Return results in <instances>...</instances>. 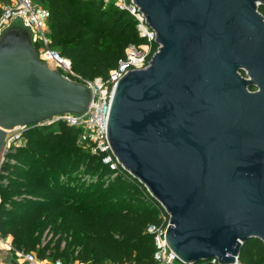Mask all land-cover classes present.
<instances>
[{
    "label": "water",
    "instance_id": "1",
    "mask_svg": "<svg viewBox=\"0 0 264 264\" xmlns=\"http://www.w3.org/2000/svg\"><path fill=\"white\" fill-rule=\"evenodd\" d=\"M155 32L147 67L115 84L105 134L120 168L168 215L183 264H232L264 245V0H132ZM88 88L0 37V168L8 133L88 106Z\"/></svg>",
    "mask_w": 264,
    "mask_h": 264
},
{
    "label": "trees",
    "instance_id": "2",
    "mask_svg": "<svg viewBox=\"0 0 264 264\" xmlns=\"http://www.w3.org/2000/svg\"><path fill=\"white\" fill-rule=\"evenodd\" d=\"M40 1L48 10L51 47L82 79H106L125 48L141 41L128 13L97 0ZM80 132L64 123L26 128L6 149L0 235L39 260L155 264L146 227L162 222L157 202L127 173L111 171L101 154L85 148ZM238 263L264 264L263 243L244 242Z\"/></svg>",
    "mask_w": 264,
    "mask_h": 264
},
{
    "label": "built area",
    "instance_id": "3",
    "mask_svg": "<svg viewBox=\"0 0 264 264\" xmlns=\"http://www.w3.org/2000/svg\"><path fill=\"white\" fill-rule=\"evenodd\" d=\"M40 1V0H39ZM85 1V0H83ZM103 7L112 6L117 10L128 13L135 21V28L140 43H131L125 49V56L118 59L115 68L111 69L106 79L100 77L91 80L82 79L71 70L70 60L59 54L50 45L47 18L48 10L33 0H3L0 1V33L8 29L15 21L21 22L29 33L30 42L40 61L51 65L66 79L85 85L90 93L89 103L85 111L78 114L62 113L30 125L17 127L9 132L7 144L20 139L26 128L40 127L64 123L81 130L79 142L93 154L102 155V163L111 171L122 170L108 145L105 127L112 90L116 82L129 70L147 67L152 55L157 51L155 32L147 25L144 15L132 0H97ZM123 171V170H122ZM143 186V185H142ZM144 187V186H143ZM145 188V187H144ZM150 196L148 191L145 189ZM151 197V196H150ZM162 222L158 226L148 225L146 232L153 235L155 264H183L168 248L165 242V230L168 226V215L157 202ZM0 247L7 250L14 263L6 264H41L43 260L37 259L35 253L15 249L6 237L0 235ZM209 264H219L216 258L207 260ZM46 264H64L61 259L49 260ZM71 264H86L73 262ZM232 264H239L238 258Z\"/></svg>",
    "mask_w": 264,
    "mask_h": 264
},
{
    "label": "crops",
    "instance_id": "4",
    "mask_svg": "<svg viewBox=\"0 0 264 264\" xmlns=\"http://www.w3.org/2000/svg\"><path fill=\"white\" fill-rule=\"evenodd\" d=\"M6 242L10 243V237H6ZM48 261L49 259H45L41 262V264H46ZM6 263H14V260L9 256L7 250H5L3 247H0V264Z\"/></svg>",
    "mask_w": 264,
    "mask_h": 264
},
{
    "label": "rangeland",
    "instance_id": "5",
    "mask_svg": "<svg viewBox=\"0 0 264 264\" xmlns=\"http://www.w3.org/2000/svg\"><path fill=\"white\" fill-rule=\"evenodd\" d=\"M33 2L36 4V3H40V1L39 0H33ZM12 26H15V27H19V28H22V29H24V27H23V25L21 24V22H18V21H15L10 27H12ZM6 31V30H5ZM4 31V32H5ZM4 32H2V33H0V37H1V35L4 33ZM27 32V31H26ZM28 33V32H27ZM28 35H29V33H28ZM126 49V48H125ZM48 65V64H47ZM48 66H50L51 68H53L51 65H48ZM55 69V68H54ZM8 136H9V133H8ZM10 146V144H7V140H6V149L8 148ZM86 148V147H85ZM6 151V150H5Z\"/></svg>",
    "mask_w": 264,
    "mask_h": 264
},
{
    "label": "flooded vegetation",
    "instance_id": "6",
    "mask_svg": "<svg viewBox=\"0 0 264 264\" xmlns=\"http://www.w3.org/2000/svg\"><path fill=\"white\" fill-rule=\"evenodd\" d=\"M259 7H264V6H261V5L258 6V10H257V11H258V12L264 17V13H261V12L259 11Z\"/></svg>",
    "mask_w": 264,
    "mask_h": 264
}]
</instances>
